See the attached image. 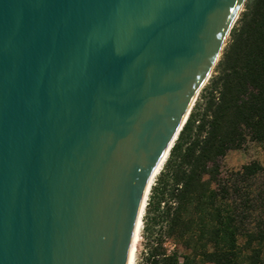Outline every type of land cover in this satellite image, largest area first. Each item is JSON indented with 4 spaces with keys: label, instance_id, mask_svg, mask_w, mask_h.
<instances>
[{
    "label": "water",
    "instance_id": "95a60500",
    "mask_svg": "<svg viewBox=\"0 0 264 264\" xmlns=\"http://www.w3.org/2000/svg\"><path fill=\"white\" fill-rule=\"evenodd\" d=\"M244 1L0 0V264H127Z\"/></svg>",
    "mask_w": 264,
    "mask_h": 264
},
{
    "label": "trees",
    "instance_id": "16d2710c",
    "mask_svg": "<svg viewBox=\"0 0 264 264\" xmlns=\"http://www.w3.org/2000/svg\"><path fill=\"white\" fill-rule=\"evenodd\" d=\"M248 142L264 152V0H245L142 216L134 264H264V165L222 170Z\"/></svg>",
    "mask_w": 264,
    "mask_h": 264
},
{
    "label": "rangeland",
    "instance_id": "374dc122",
    "mask_svg": "<svg viewBox=\"0 0 264 264\" xmlns=\"http://www.w3.org/2000/svg\"><path fill=\"white\" fill-rule=\"evenodd\" d=\"M242 7H243V5L241 6L240 11L238 12V15L242 11ZM238 15H237V18H238ZM237 18L235 19V21L237 20ZM235 21L233 22L232 27H233ZM231 28H230V30H231ZM230 30H229V32H230ZM229 32H228V34L226 35V37H225V39L223 41V44L221 46L220 52L218 54V57H217L214 65L210 69L208 78L206 79V81L200 87V89L198 90V92L196 94L195 101L200 96L202 89L208 84V80H209L210 76L214 73L215 66H216V64H217V62H218V60H219V58L221 56V53H222L223 49L226 47V45L228 43ZM195 101H194V103H195ZM194 103H193V105H194ZM249 161H258L262 165H264V152H263V150L257 144L252 143V142H248L244 149L231 150V151L227 152V154L225 155V157L223 158V161H222V170L237 169L241 165H243L245 163H248ZM163 164H164V162L162 163L160 168H162ZM158 173H157V175H158ZM157 175L154 177L151 185L154 184ZM147 197H148V195H147ZM146 202H147V199L145 201V205H146ZM143 213H144V209H143V212L141 214V226H140L139 233H138V240L136 241V247H135L136 250H135L134 263L136 262V260H137V258L139 256V253L141 252V250L143 248V245H142L143 244V239H142V227H143L142 216H143Z\"/></svg>",
    "mask_w": 264,
    "mask_h": 264
},
{
    "label": "bare ground",
    "instance_id": "6f19581e",
    "mask_svg": "<svg viewBox=\"0 0 264 264\" xmlns=\"http://www.w3.org/2000/svg\"><path fill=\"white\" fill-rule=\"evenodd\" d=\"M163 161H161L158 166L156 167L154 173L152 174L149 182H148V189H147V192H146V195L144 196V200H143V204L145 203L146 201V196L148 195L149 193V189H150V186H151V183L154 179V177L157 175V173L159 172L160 170V167L162 165ZM144 209V208H143ZM143 209L140 213V216L136 222V225H135V228H134V232H133V235H132V239H131V244H130V248H129V252H128V261H127V264H133L134 263V258H135V247H136V241L138 240V233H139V229H140V226H141V214L143 212Z\"/></svg>",
    "mask_w": 264,
    "mask_h": 264
}]
</instances>
